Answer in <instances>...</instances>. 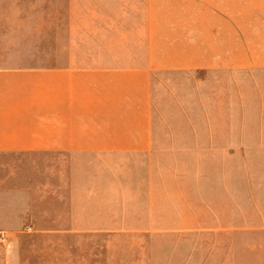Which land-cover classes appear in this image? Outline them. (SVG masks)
Returning <instances> with one entry per match:
<instances>
[{
  "label": "crops",
  "instance_id": "1",
  "mask_svg": "<svg viewBox=\"0 0 264 264\" xmlns=\"http://www.w3.org/2000/svg\"><path fill=\"white\" fill-rule=\"evenodd\" d=\"M126 1L0 0V264H25L32 237L108 243L148 231L153 242L213 237L215 264H257L258 252L233 251L235 223L187 234L190 192L169 200L156 165L228 155L233 105L212 126L159 125L152 87L160 73L264 70V0H143V31L129 35L121 17L76 5ZM249 194L215 188L214 200L232 212ZM219 244L230 249L217 261ZM67 255L56 264H78Z\"/></svg>",
  "mask_w": 264,
  "mask_h": 264
},
{
  "label": "rangeland",
  "instance_id": "2",
  "mask_svg": "<svg viewBox=\"0 0 264 264\" xmlns=\"http://www.w3.org/2000/svg\"><path fill=\"white\" fill-rule=\"evenodd\" d=\"M76 5L80 11H110L113 20L121 17L128 35L143 31V0ZM152 103L153 121L159 125L204 121L212 126L215 121H228L233 105L232 112L237 114L239 123V130L233 132L238 146L229 148L228 155L208 154L203 162L156 164L160 171L167 172L166 177L169 174L159 181L172 188L169 200L177 197L175 193L180 188L190 192V211L184 212L185 216L189 214L184 219L191 229L187 234L212 236L217 229L215 223H235L242 240L233 246V251L258 252L253 260L264 264V70L160 73L152 87ZM214 134V130L207 131V143L211 146L208 150L214 148ZM222 187H235L251 194L240 195L238 206H233L231 212L215 203L214 190ZM160 196L159 206H164L160 202H165V197ZM167 216V212H159L160 219ZM150 234L151 231L144 232L137 241L74 244L32 237L23 244L24 263L56 264L60 253L70 256L73 252L78 264H215L213 237L190 242L160 237V241L153 242ZM227 245L219 244L222 253L217 261L230 249Z\"/></svg>",
  "mask_w": 264,
  "mask_h": 264
}]
</instances>
